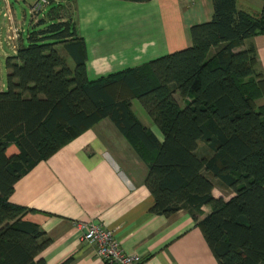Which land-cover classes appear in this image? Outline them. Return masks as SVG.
<instances>
[{
    "label": "trees",
    "instance_id": "16d2710c",
    "mask_svg": "<svg viewBox=\"0 0 264 264\" xmlns=\"http://www.w3.org/2000/svg\"><path fill=\"white\" fill-rule=\"evenodd\" d=\"M212 4L211 19L190 27L189 47L94 80L69 7L52 2L37 17L5 60L0 92V264H45L38 255L50 238L8 197L36 163L106 117L136 150L153 155L144 179L152 212H190L217 264H264V115L255 105L264 79L251 49L234 51L264 35V7L252 14L237 0ZM131 99L162 141L133 114ZM199 142L210 154L198 153ZM11 145L17 151L8 154ZM215 185L233 196L215 197ZM204 206L210 211L199 219Z\"/></svg>",
    "mask_w": 264,
    "mask_h": 264
},
{
    "label": "crops",
    "instance_id": "0c3cea01",
    "mask_svg": "<svg viewBox=\"0 0 264 264\" xmlns=\"http://www.w3.org/2000/svg\"><path fill=\"white\" fill-rule=\"evenodd\" d=\"M14 1L30 7L34 0ZM60 1L69 7L83 39L89 80L189 47L190 27L209 21L213 14L212 0ZM237 6L258 14L264 0H237ZM19 11L11 0H0V92L7 89L5 60L26 42L30 30L25 11L21 7ZM37 19H30L29 27ZM12 25L19 30L16 49L10 40ZM57 47L73 67L63 45ZM244 49L253 51L254 69L264 79V35L244 39L234 51ZM130 104L137 119L162 141V133L140 102L131 99ZM255 105L264 115V95L255 98ZM16 151L14 145L7 149L8 154ZM138 151L106 117L16 181L8 202L27 209L25 219L50 238L38 255L45 264H106L95 246L83 239V230L77 226L80 221L114 230L122 250L140 255V264H217L190 212H152L154 199L144 179L153 155ZM197 151L210 154L203 142L198 143ZM212 194L225 201L233 196L217 185ZM202 209L199 219L210 211L207 206Z\"/></svg>",
    "mask_w": 264,
    "mask_h": 264
},
{
    "label": "built area",
    "instance_id": "2783aa9c",
    "mask_svg": "<svg viewBox=\"0 0 264 264\" xmlns=\"http://www.w3.org/2000/svg\"><path fill=\"white\" fill-rule=\"evenodd\" d=\"M60 0H34L29 7L31 18H37L42 15L45 8L52 2L57 3ZM19 30L17 27L11 28L10 40L13 49H16V41ZM77 226L83 230V239L94 245L97 256L106 262V264H140L142 258L136 253H129L122 250L120 242L115 238L114 230L101 224L90 222H78Z\"/></svg>",
    "mask_w": 264,
    "mask_h": 264
},
{
    "label": "rangeland",
    "instance_id": "374dc122",
    "mask_svg": "<svg viewBox=\"0 0 264 264\" xmlns=\"http://www.w3.org/2000/svg\"><path fill=\"white\" fill-rule=\"evenodd\" d=\"M28 1V0H27ZM11 2L13 3V6L18 10V12L20 13L19 9L20 7L25 11L26 13V25H27V29H31V27H29V22H30V19H31V15L29 13V7L27 6V4H24L23 2H21L20 4L16 3L14 0H11ZM11 28H14L15 29V26L12 25ZM10 28V30H11ZM225 194L227 195V193L225 192Z\"/></svg>",
    "mask_w": 264,
    "mask_h": 264
}]
</instances>
